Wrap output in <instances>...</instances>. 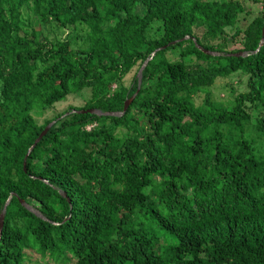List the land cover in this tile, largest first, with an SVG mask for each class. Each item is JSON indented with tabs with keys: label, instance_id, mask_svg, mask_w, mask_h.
I'll return each mask as SVG.
<instances>
[{
	"label": "trees",
	"instance_id": "1",
	"mask_svg": "<svg viewBox=\"0 0 264 264\" xmlns=\"http://www.w3.org/2000/svg\"><path fill=\"white\" fill-rule=\"evenodd\" d=\"M243 12L237 0H0V264H37L32 251L60 264H264V11L240 49L202 40ZM48 24L67 36L49 39ZM144 61L123 115L72 112L121 111ZM236 72L246 92L214 101L208 88ZM84 88V105L34 119Z\"/></svg>",
	"mask_w": 264,
	"mask_h": 264
},
{
	"label": "rangeland",
	"instance_id": "2",
	"mask_svg": "<svg viewBox=\"0 0 264 264\" xmlns=\"http://www.w3.org/2000/svg\"><path fill=\"white\" fill-rule=\"evenodd\" d=\"M239 1L244 8V12L238 15V19L234 25V27L225 29V33L217 38H209L203 37L202 40L208 41L209 44L213 45H222L226 51H234L240 49L243 45V30L247 27V25L257 17H261L264 11V0H237ZM138 13H142L141 6L136 7L135 9ZM22 11L24 20L27 24L31 23V27L33 28H40V25L35 21V16L31 12L30 8H23ZM30 29V27H29ZM44 34L48 36L49 39L57 40L62 39L67 36L68 30L64 29H57L54 25H46L42 28ZM203 32L202 27H194L193 33L198 36H201ZM238 32V33H237ZM165 57L171 61L179 60L180 54L179 50H169L165 52ZM187 62L194 64L196 60H194L193 56H189L185 59ZM214 64L216 61L211 60ZM200 63H202L200 61ZM204 63V62H203ZM202 63V64H203ZM138 65L134 66L133 69L127 74L123 79L124 86H129L133 75L137 70ZM247 75L242 74L241 72L233 73L227 77H220L217 78L213 85L208 88L211 92V97L214 101L224 105V106H231L234 102V98L242 92H246L247 86ZM115 87V85H113ZM204 94H196L194 96L195 103H201ZM90 97V89L84 88L82 91L69 94L63 101L55 103L49 109L42 111V112H33V117L37 121V123L42 124L46 119H50L55 115L67 110L69 107H77L84 105L85 101ZM137 110L133 108L131 113L138 114ZM98 123H94L92 125H88L87 129L91 127L97 126ZM125 128L118 127L115 132L118 136H122L125 134ZM262 150V146H259ZM28 256L32 262L37 264H60L54 263L49 258L44 257L41 258L40 254L36 252H28Z\"/></svg>",
	"mask_w": 264,
	"mask_h": 264
},
{
	"label": "water",
	"instance_id": "3",
	"mask_svg": "<svg viewBox=\"0 0 264 264\" xmlns=\"http://www.w3.org/2000/svg\"><path fill=\"white\" fill-rule=\"evenodd\" d=\"M261 33H262V39L260 41L259 44L262 45V40L264 39V24H263V27H262V30H261ZM172 44H175V42H173ZM166 46H163L161 48H158L157 50L159 49H162V48H165ZM199 49H201V46L198 45L197 46ZM205 53L207 54H212V55H218L217 52H212V51H209V50H206L204 49L203 50ZM155 52H152L151 55H154ZM228 55H231V56H235V57H240V56H245L246 53L244 51H240V52H235V53H229ZM147 61H144V63L141 65V67L139 68L138 72H137V76H138V87H137V90L136 92L131 95L129 98H127L125 101H124V104H123V108L121 111H114V112H103L97 108H90V109H85V110H72V112H78V113H90V114H95V115H98V116H121L125 113V111L127 110L128 106L130 105V103L132 102V100L134 99L135 95L137 94L138 90H139V86H140V82H141V72L144 68V66L146 65ZM62 117V116H61ZM55 123V120H52L50 121L44 128L43 130L40 132V134L37 136V138L34 140L33 144L30 146V148L28 149V152L27 154L33 149V147L41 140V138L48 132V130L50 129V127ZM25 162H26V156L24 158V161H23V165H25ZM63 196H66L65 193H63ZM19 202L21 203V205L23 207H25L26 209L30 210L31 212H33L34 214L40 216V214L38 213V211L36 209H34L32 206H30L29 204H27L23 199H19ZM9 203V198L6 200V202L4 203L1 211H0V234H1V231H2V228H3V223H4V216H5V212H6V207Z\"/></svg>",
	"mask_w": 264,
	"mask_h": 264
},
{
	"label": "built area",
	"instance_id": "4",
	"mask_svg": "<svg viewBox=\"0 0 264 264\" xmlns=\"http://www.w3.org/2000/svg\"><path fill=\"white\" fill-rule=\"evenodd\" d=\"M89 129V128H88Z\"/></svg>",
	"mask_w": 264,
	"mask_h": 264
}]
</instances>
